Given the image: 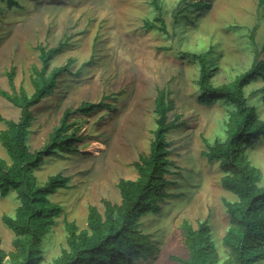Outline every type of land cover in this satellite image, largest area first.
I'll use <instances>...</instances> for the list:
<instances>
[{
  "label": "rangeland",
  "instance_id": "obj_1",
  "mask_svg": "<svg viewBox=\"0 0 264 264\" xmlns=\"http://www.w3.org/2000/svg\"><path fill=\"white\" fill-rule=\"evenodd\" d=\"M0 0V87L10 91L5 75L16 67V89L33 92L31 68H40L36 45H56L68 38L63 51L50 61L49 69L71 59L69 74L59 78L52 95L32 108L27 145L40 150L57 126L63 111L83 101L102 97L111 106L86 114L72 115L67 132L82 140L77 153L45 156L34 171L39 183L57 173L69 178L68 187L49 196L61 213L41 244L42 261L66 246L65 221L86 227L88 207L103 212L101 200L119 201L117 182L133 179V162L147 154L155 128L156 88L167 89L174 100L169 117L180 115L186 126L167 134L169 158L174 169L167 191L181 196L160 203L158 213L140 220L139 229L157 245L152 257L136 264H180L172 256L186 258L183 223L194 228L206 221L211 239L221 256L228 253L221 243L229 219L223 200L235 194L220 184L218 162L209 163L201 155L203 140L213 144L226 138L225 129L234 106L225 101L209 105L197 101L199 72L194 54L208 53L210 81L214 85L231 82L246 71L254 59L264 58V3L259 0H203L208 9L190 8L188 19L175 14L183 0ZM196 0H186L194 2ZM165 24V31L145 25V21ZM252 36V37H251ZM248 104L264 119V81H251L244 88ZM0 114L17 120L19 109L0 97ZM5 123L0 121V131ZM262 139V140H261ZM244 150L252 166L261 172L264 186V137ZM60 153V152H59ZM0 157L9 161L0 143ZM19 201L15 191L0 195V236L2 247L12 248L13 232L4 225L2 214L14 215Z\"/></svg>",
  "mask_w": 264,
  "mask_h": 264
},
{
  "label": "trees",
  "instance_id": "obj_2",
  "mask_svg": "<svg viewBox=\"0 0 264 264\" xmlns=\"http://www.w3.org/2000/svg\"><path fill=\"white\" fill-rule=\"evenodd\" d=\"M4 1L16 3L13 0ZM152 1L156 5L157 0ZM183 2L185 5L174 16L175 22L178 17L188 19L186 13L190 8L197 11L209 8L203 0ZM259 3L263 4L264 0H259ZM157 19L160 22L158 26L148 21L145 25L165 31L163 20L160 17ZM67 41L68 38L64 37L54 46L36 45L41 65L40 68L35 65L31 68L33 92L30 95L22 86L16 89L14 64L5 72L10 91L0 87V97L19 109L17 120L5 119L0 114V121L5 123V129L0 131V143L9 158L6 161L0 157V195L15 191L19 201L13 216H1L14 237L11 250L6 251L0 236V264H40L41 244L61 213L60 205L51 202L49 196L59 188L68 187L69 178L57 173L39 183L34 171L45 156L77 153L82 138L74 130L67 132L72 115H88L111 107L105 97L96 102L83 101L75 107L68 106L44 146L40 150L29 149L27 138L34 120L32 108L44 97L52 95L59 78L70 72L71 59L66 60L64 65L49 69L50 61L63 51ZM194 55L199 65L197 101L204 105L225 101L234 106L226 124V138L213 144L203 140L205 150L201 151V155L209 163L218 162L222 171L221 187L235 194L236 199L223 200L229 226L221 243L228 253L219 254L206 221L196 228L184 222L182 228L187 257L172 256V259L180 264H264V186L258 185L261 172L250 164L244 152L252 141L264 137V119H260L255 107L248 104L244 92L251 81H264V58L257 56L250 67L231 82L214 85L209 77L208 53ZM173 108L170 91L156 88L155 128L148 153L139 154L133 162L137 176L118 180L116 185L120 199L112 202L103 198V212L90 205L85 228L80 229L73 221L64 220L66 246L52 258L51 264H136L155 254L157 245L151 241L150 235L140 231L139 224L145 215L158 213L160 203L165 199L181 196L166 190L168 177L175 167V161L169 158L167 134L186 126L180 115L169 117Z\"/></svg>",
  "mask_w": 264,
  "mask_h": 264
}]
</instances>
